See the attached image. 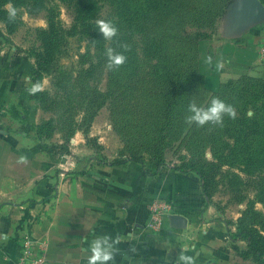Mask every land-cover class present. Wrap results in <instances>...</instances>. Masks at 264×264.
I'll return each mask as SVG.
<instances>
[{
    "label": "rangeland",
    "instance_id": "rangeland-1",
    "mask_svg": "<svg viewBox=\"0 0 264 264\" xmlns=\"http://www.w3.org/2000/svg\"><path fill=\"white\" fill-rule=\"evenodd\" d=\"M98 2L99 10L92 23L71 30L65 41L59 44L54 54L55 61L41 74L43 91L40 96L37 98L27 91L25 118L20 122H33L30 126L33 138L57 152L68 153L69 141L80 132L97 154L102 152L99 162L103 165H115L131 157L147 160L150 148L153 153L158 150L163 167L155 176L161 174L162 169L180 170L185 171H178L180 173L197 176L188 171L190 163H215L214 168L205 169L213 175L210 196H204L202 189L201 193L204 206L213 207L217 218L229 228L227 236L229 232H235L237 219L249 206L264 216V154L259 153L260 143L253 139L250 151L254 152L251 153L243 151V145L232 138L240 131L243 116L252 115L251 107L238 101L237 96L227 95L222 100L235 106V119L224 116L223 127L212 124L198 127L195 123H186L191 102L207 107L213 97L221 99L217 94L220 87L230 84L238 91L236 80L244 75L264 80L263 75L244 73L232 75L215 90L205 83V69L209 67L205 58L211 55L213 66L218 68L222 37L217 29L225 23L224 18L236 5V0H230L223 13L210 25L205 14L209 10L220 9L224 0H179L173 7L178 10V15H173L171 7L168 17L150 10L148 18L139 14L137 10L142 7L140 4L135 6L134 2L126 6L112 0ZM71 4L61 0H24L22 5L7 3L1 7L0 10L7 14L15 7L17 17L11 22V32L0 19V42L15 47L25 61H33L32 70L27 74L26 90L33 84L36 70L32 55L42 52L39 34L47 28L48 10H57L59 27L65 33L73 25ZM185 10L186 15H182ZM98 19L114 20L118 35L111 41L105 40L96 26ZM256 22L261 27L254 31L259 37V53L264 40V20ZM121 45H127L129 50L125 51ZM108 47L127 56L126 63L118 70L106 68ZM260 60L264 64V59ZM166 97L171 100V114L163 110ZM89 108L95 109L96 114L91 124L86 126ZM96 121L103 132L104 143L90 135ZM47 123L51 125L48 129L50 139L45 133L37 139L35 128L44 127ZM51 139H60L61 143H51ZM163 205L168 207L163 210ZM149 206L152 217L161 219L174 210L172 202L159 195L151 198ZM227 243L237 257L231 259L232 264H256L251 258L241 257L240 253L246 249L245 243L237 242L236 251L229 237Z\"/></svg>",
    "mask_w": 264,
    "mask_h": 264
},
{
    "label": "crops",
    "instance_id": "crops-1",
    "mask_svg": "<svg viewBox=\"0 0 264 264\" xmlns=\"http://www.w3.org/2000/svg\"><path fill=\"white\" fill-rule=\"evenodd\" d=\"M242 2L236 0L217 29L222 56L218 68L210 64L205 69L211 90L236 74L264 78L254 32L261 28L259 19L243 22ZM221 63L227 68L220 69ZM32 67L33 61L0 42V264H16L25 237L36 242L44 264H87L91 240L104 234L120 238L114 264H176L181 250L194 256L196 264L237 259L227 243L229 228L213 207L204 206L194 174L162 169L145 177L131 161L103 165L102 152L97 154L80 132L69 141L68 153L37 142L33 122H20ZM102 133L94 122L90 135L104 143ZM156 195L171 201L174 210L153 221L149 202ZM175 215L185 217V225L173 223Z\"/></svg>",
    "mask_w": 264,
    "mask_h": 264
},
{
    "label": "trees",
    "instance_id": "trees-1",
    "mask_svg": "<svg viewBox=\"0 0 264 264\" xmlns=\"http://www.w3.org/2000/svg\"><path fill=\"white\" fill-rule=\"evenodd\" d=\"M22 1L24 0H0V9L7 3H11L13 5H22ZM30 1V0H29ZM62 2H69L71 4V9L73 13V25L64 33L59 26V21L57 18V10L54 8H50L47 12V28L45 30H41L39 37L42 45V52L33 54L32 56L35 58L36 70L33 76V83L41 81V74L45 70L48 65H50L53 61H55L54 54L62 41H65L66 35L70 33L71 30H76L78 26H84L85 24H90L91 21L96 17L98 13V0H61ZM77 1V2H76ZM118 3L119 5L126 6L127 3L134 2L135 6L138 4L141 5V9L137 10L140 15H143L144 18H148V14L150 10H153L157 13H164L166 17L170 15L172 12L170 9L172 7L175 8L179 3V0H112ZM230 0H224V4L220 9L217 10H209L205 16H207L210 20V24H212L216 17H219L226 6L229 4ZM127 10V7H125ZM174 10V9H173ZM7 12L5 10H0V19L5 22L6 28L8 32L12 31L11 22L8 20ZM173 15H178V10L173 11ZM181 15V14H180ZM182 15H186V10L182 13ZM92 23V22H91ZM194 25H197L196 22ZM238 83V91L235 90L234 87L225 85L220 87L218 90L219 96L221 99L227 97V95H233L238 97V101L244 103L246 107H251L252 115L250 117L243 116L240 121V125L242 124L240 131L235 133L232 138L237 139V142L241 143L243 146V151H250L251 143H253V139L257 140L260 144L259 153L264 154V80L258 78H252L249 76H242L236 80ZM35 97L40 96V92ZM171 102L170 98L166 97L163 101V110L165 113L171 114V108L169 103ZM88 119L86 121V126H89L95 117L96 110L93 108H89ZM51 128L50 123H47L44 127H36L34 132L39 139V135L42 133L46 134L47 139H50V133H48V129ZM87 129V128H85ZM47 131V133L45 131ZM149 158L146 160L145 158H130V160H123L117 162L118 165L125 164L128 161L138 163L142 169L145 177H154L157 173H159L161 167H163L161 163V156L158 153V150L153 153L151 148L147 151ZM153 157H155V163L153 162ZM147 161V162H146ZM221 163H224L221 161ZM115 164V165H117ZM216 166L215 163L209 164H199L190 163L188 166V171L194 172L201 181V189L204 196H210L209 188L211 187L213 175L210 171H206V168H214ZM180 171V170H178ZM185 172V171H180ZM260 227L261 229H258ZM229 241L232 243L234 247L233 250H237L235 244L237 242H243L246 245V249L243 250L240 255L241 257L251 258L256 264H264V216L257 212L253 206H249L241 216L237 219L235 224V232H229Z\"/></svg>",
    "mask_w": 264,
    "mask_h": 264
},
{
    "label": "clouds",
    "instance_id": "clouds-1",
    "mask_svg": "<svg viewBox=\"0 0 264 264\" xmlns=\"http://www.w3.org/2000/svg\"><path fill=\"white\" fill-rule=\"evenodd\" d=\"M17 17V10L15 7L8 12L9 22H14ZM96 26L102 33L105 40L111 41L118 35V26L114 20L98 19ZM125 51L129 50L127 45H121ZM107 64L106 68L109 71L118 70L127 61V56L122 52H117L114 48L108 47L106 49ZM207 64H212L213 57L211 55L205 58ZM222 67V63L220 64ZM27 91L30 95H36L43 91V86L40 82L31 84ZM188 112L190 115L186 117V123L191 125L195 123L198 127H203L205 124H212L223 127V118L228 116L235 119L237 111L234 105L226 103L219 97H213L207 107L198 106L195 101L188 105ZM119 237H113L108 234L96 235L90 242V255L87 257V264H109L115 262V257L119 252L117 245L120 244ZM135 251V249H130ZM192 249H188L191 251ZM176 264H196V258L185 254V250H181L176 259Z\"/></svg>",
    "mask_w": 264,
    "mask_h": 264
},
{
    "label": "built area",
    "instance_id": "built-area-1",
    "mask_svg": "<svg viewBox=\"0 0 264 264\" xmlns=\"http://www.w3.org/2000/svg\"><path fill=\"white\" fill-rule=\"evenodd\" d=\"M260 59H264V40L260 46L259 53H258ZM168 206L163 205V210L167 208ZM154 211V210H153ZM153 221H155L156 218L155 216L153 217ZM36 242L31 240L29 237H25L22 241V247L20 254L17 258L16 264H44L45 260L43 255L36 254Z\"/></svg>",
    "mask_w": 264,
    "mask_h": 264
},
{
    "label": "water",
    "instance_id": "water-1",
    "mask_svg": "<svg viewBox=\"0 0 264 264\" xmlns=\"http://www.w3.org/2000/svg\"><path fill=\"white\" fill-rule=\"evenodd\" d=\"M242 3L239 14L243 22L247 23L255 19L264 20V6L259 0H243ZM172 222L183 226L186 219L182 216H173Z\"/></svg>",
    "mask_w": 264,
    "mask_h": 264
}]
</instances>
